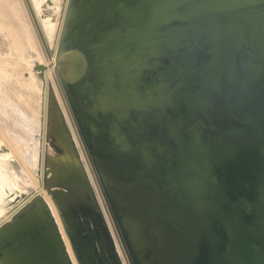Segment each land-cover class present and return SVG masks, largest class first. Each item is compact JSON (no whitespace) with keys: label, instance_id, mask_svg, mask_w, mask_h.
<instances>
[{"label":"bare ground","instance_id":"6f19581e","mask_svg":"<svg viewBox=\"0 0 264 264\" xmlns=\"http://www.w3.org/2000/svg\"><path fill=\"white\" fill-rule=\"evenodd\" d=\"M26 2L56 78L21 4L25 17H16L15 26L20 50L9 37L0 39L1 120L39 188L0 143V264H75L41 188L77 264H131L119 228L134 264H264V256L249 255L241 240L238 210H226L227 170L252 145L251 131L238 125L223 130L219 122L203 128L207 166L193 169L192 152L166 120L186 105L188 80L173 43L151 34L158 10L109 0L99 21L81 24L87 36L79 38L71 33L83 0ZM173 101L179 104L167 107ZM190 115L184 112L183 119Z\"/></svg>","mask_w":264,"mask_h":264},{"label":"water","instance_id":"95a60500","mask_svg":"<svg viewBox=\"0 0 264 264\" xmlns=\"http://www.w3.org/2000/svg\"><path fill=\"white\" fill-rule=\"evenodd\" d=\"M108 2L100 1L101 11ZM136 2L158 10L149 23L151 34L173 43L176 63L188 80L183 87L186 105L178 113L166 114V120L179 143L192 152L193 169L207 166L203 128L219 122L223 130L238 125L251 131L252 145L227 170L230 197L226 210H238L237 230L250 248L249 255L260 252L264 256V0ZM252 16L256 18L250 20ZM178 104L173 101L167 107ZM160 109L156 108L161 113ZM184 112L191 115L183 119ZM150 142L160 146L158 140ZM119 235L134 264L120 228Z\"/></svg>","mask_w":264,"mask_h":264},{"label":"rangeland","instance_id":"374dc122","mask_svg":"<svg viewBox=\"0 0 264 264\" xmlns=\"http://www.w3.org/2000/svg\"><path fill=\"white\" fill-rule=\"evenodd\" d=\"M20 2L22 4L23 10L25 12L27 23H28V25L30 27L31 33L33 35V38H34V40L37 43V47L39 49V52L42 54L43 59L46 62L47 66H49L47 69L52 71L54 73V75H55V78H56V74H55L54 67H53L54 62H53L52 58L50 59L49 55L47 54V51L45 49L43 40H42V38L40 36V33L37 30V26L35 24V21L33 19L32 14H31V12L29 10L28 4H27L26 0H25L26 6H25L23 0H20ZM20 2H19V0H0V21L4 25L5 32L8 35V36H6L5 34H3L0 39H1V41H4L5 39L7 40V37H9L11 43H13L14 47L17 48V50L18 49L20 50V43L18 42L16 33H15V31H16V27L15 26H16V23H18V21L16 19L17 18L18 19H23L25 17L23 12H22V10H21ZM83 2H84V8H83V10L81 12L80 17L78 18V21L76 23L77 24L76 28L74 30H72L73 32L71 33V35H74L75 32H79L78 33V37L79 38H85L87 36L85 24L87 25V23H89V21H92V20L96 21V22L99 21V19H101L103 17L104 13H105V10H102V11L100 10V7H99L100 6L99 5L100 1L99 0H83ZM94 8H97V9L92 12V10ZM27 9H28V11H27ZM81 24H83L85 27H83V29H81L79 31V28H80ZM71 35L69 37H71ZM6 48H9V47H6ZM2 54H3V52L0 51V55H2ZM56 82H57V79H56ZM57 85H58V83H57ZM58 89H59V87H58ZM56 94H57V98H58V100H59V102H60V104H61V106L63 108V111H64V114H65V116L67 118V121H68V123H69V125H70V127H71V129L73 131V136H74L75 141H76V143H77V145H78V147H79V149L81 151L82 158H83V160L85 162V165H86V167H87V169L89 171V175H90V177H91V179H92V181L94 183V179H93V176H92V174L90 172L89 165H88V163H87V161L85 159V156H84V154L82 152V148H81L79 139L76 136L75 131L73 129L71 118L69 116L68 110H67V108H66V106L64 104V100H62L63 98H62L60 90ZM1 95L2 94L0 93V143H4L11 150V152L17 157V159L19 160L20 164L23 166L25 171L28 173L30 178L33 180V183L35 184V186L37 188H39V182H38L36 176L30 171V169L26 166L24 161L19 156V154H18V152H17V150L15 148V145L13 144V142H14L13 138H11V136H9L7 132H5V129H4V126H3L2 120H1V116L4 114L3 107H4L5 104L2 103L3 96H1ZM97 177H98V175H97ZM98 180H99V177H98ZM99 186H100V188L102 190V194H103V196L105 198L107 207H108V209H110L109 208V203H108V201L106 199V196L104 194V191H103V188H102L100 180H99ZM38 192H41L45 196V198L49 201L51 207L53 208L55 216H56V218H57V220H58V222L60 224L61 230L63 231L64 238H65V240L67 242L69 251H70L71 256L73 258V261H74L75 264H77V261L75 259V256H74L73 252H72L71 246L69 244L68 238L66 237V235L64 233V230H63L59 215L57 213V210H56V208H55L50 196H48L46 194V192L42 188L39 189ZM107 219L109 221L108 216H107ZM109 224H110V221H109ZM110 226H111V224H110ZM111 229H112V226H111ZM115 239H116V237H115ZM120 239H121V237H120ZM121 242L123 244L122 239H121ZM123 246H124V244H123ZM118 249H119V251L122 254V251H121L119 246H118Z\"/></svg>","mask_w":264,"mask_h":264}]
</instances>
